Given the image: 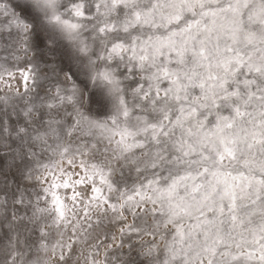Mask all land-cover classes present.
<instances>
[{
    "label": "snow or ice",
    "instance_id": "6c2138e0",
    "mask_svg": "<svg viewBox=\"0 0 264 264\" xmlns=\"http://www.w3.org/2000/svg\"><path fill=\"white\" fill-rule=\"evenodd\" d=\"M0 264H264V0H0Z\"/></svg>",
    "mask_w": 264,
    "mask_h": 264
},
{
    "label": "rangeland",
    "instance_id": "374dc122",
    "mask_svg": "<svg viewBox=\"0 0 264 264\" xmlns=\"http://www.w3.org/2000/svg\"><path fill=\"white\" fill-rule=\"evenodd\" d=\"M145 238H147V237H145ZM102 255H103V253L101 252V255L99 257H97V259H101Z\"/></svg>",
    "mask_w": 264,
    "mask_h": 264
}]
</instances>
